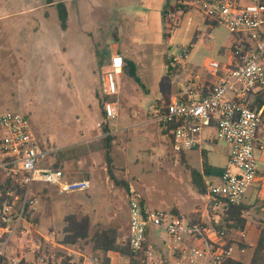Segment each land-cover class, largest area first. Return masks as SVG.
<instances>
[{"label": "rangeland", "instance_id": "rangeland-1", "mask_svg": "<svg viewBox=\"0 0 264 264\" xmlns=\"http://www.w3.org/2000/svg\"><path fill=\"white\" fill-rule=\"evenodd\" d=\"M97 1L117 4V8L68 9L64 30L57 7L49 6L47 0H0V114L18 112L30 120L40 145L51 152L42 166H53L62 158L59 169L67 181H91L88 191L68 193L35 183L36 210L26 213L21 224L26 233L15 235L2 252L7 236L1 237L0 232L3 264H71V258L75 264H103L92 252L91 239L107 228H117L126 239L132 188L152 208L178 211L186 217L203 212L206 201L192 184L189 162L173 150L171 135L164 134L152 119L158 102L163 105L181 87L174 59L180 64L187 61L182 56L184 47H191L195 61L190 63L201 68L207 58L225 62L226 51L233 49L237 37L222 25L209 28L196 10L192 19L190 14L182 15L171 31L163 14L187 0ZM115 41L137 60L145 88L121 71L119 117L107 123L102 115L101 82L109 67L103 59L107 46ZM209 159L219 167L226 162L224 155L210 154ZM192 165L200 167V159ZM109 167L117 180L129 183L130 191L115 184ZM259 195L255 189L245 198L250 209L244 213L248 220L244 246L236 242L234 258L246 264L264 229V199ZM5 201L0 194V218ZM82 201L89 203L87 209H71V204ZM16 202L14 213L20 206ZM71 213L90 218V236L64 246L65 218ZM231 239L239 241L236 232ZM192 246L188 241L175 243L165 229L152 227L145 248L153 257L142 252L137 259L140 264H186V249ZM130 262L115 255V264ZM194 264L212 261L208 256Z\"/></svg>", "mask_w": 264, "mask_h": 264}, {"label": "built area", "instance_id": "built-area-1", "mask_svg": "<svg viewBox=\"0 0 264 264\" xmlns=\"http://www.w3.org/2000/svg\"><path fill=\"white\" fill-rule=\"evenodd\" d=\"M188 10L199 11L207 20L225 26L237 37L231 50L232 61L223 66L218 61L208 60L206 70L218 77L212 94L203 99L176 98L167 105L155 108L152 122L171 135L173 150L181 153L201 146L202 130L214 121L217 128L215 139L231 147L230 159L219 182L208 185L205 210L196 223H191L184 215L150 207L132 188L128 241L134 253L145 252L151 259L153 253L145 248L150 230L152 227L165 229L175 243H193L186 249V264H194V261L208 256L212 264H223L234 258L236 242L246 237L245 230L237 231L239 241L232 240L234 242L229 244L225 217L233 206L245 200L252 187L259 182L256 141L261 134L264 136V106L255 110L252 104L258 95L264 94V0L180 2L164 13L171 31ZM190 49L183 48L185 59L190 56ZM124 68L123 57L113 56L101 82L107 123L119 117L118 74ZM260 149L264 151V143ZM50 154L40 145L27 117L18 112L0 114V183L12 182L7 184L0 218L1 237L7 236L2 252L15 235L26 233L21 230V224L26 213L36 210L37 200L32 194L35 183L56 186L61 193L88 191L91 188L89 179L70 182L61 169L42 166ZM260 181L263 187L264 179ZM17 186L22 190L21 194L16 192ZM10 199L13 201L10 202ZM16 201L20 206L14 213Z\"/></svg>", "mask_w": 264, "mask_h": 264}, {"label": "trees", "instance_id": "trees-1", "mask_svg": "<svg viewBox=\"0 0 264 264\" xmlns=\"http://www.w3.org/2000/svg\"><path fill=\"white\" fill-rule=\"evenodd\" d=\"M55 0H47L49 4L54 3ZM59 20L61 23L62 29L67 28V21H68V10L64 3H57L56 4ZM209 25H216L217 23L211 22L209 20ZM126 74H128L131 78L135 80V82L145 88V85L142 82L141 77L137 72V66L134 62L127 61V67L124 68ZM105 98L101 94V106H102V115L105 116L104 112V104ZM264 106V94H260L256 97L255 101L252 104V108L255 110H260ZM164 134H168L166 131H163ZM110 140V137H108ZM62 158H58L57 162L53 165L54 168H60V162ZM108 161L111 162V158L108 157ZM109 176L115 182L116 185H122L127 190L130 191V185L127 181H119L115 178L114 174L112 173V169L109 167ZM223 173V169L214 167L209 164L206 159V155L204 156L203 162V172L192 170V184L196 188V190L204 195L207 193L208 186L205 182V177H213L217 178L220 177ZM11 181H6L5 183H0V194L3 200H6V193H7V184L11 185ZM16 192L18 194L22 193V190L17 186ZM3 193V195H2ZM250 207L246 204V201H243L241 204L233 206L230 212L225 217L226 224L225 229L228 233V243L232 244L231 236L237 231H246V227L248 224V220L245 217L244 213L248 211ZM174 214V213H173ZM176 215H180L178 211L175 212ZM191 223L199 222L201 216L199 213L191 214L189 217ZM66 227H65V236L62 242L64 246H74L81 241L88 240L90 236V218L88 216L78 217L76 214H70L66 218ZM92 252L94 256L101 257L103 260V264H111L112 259L108 257L109 253H115L118 255H122L130 259L129 264H140L137 257L140 253L136 254L132 251L128 241V235L126 239L121 237L120 232L117 228H107L100 231H97L94 236L92 237ZM241 246H244L243 243H239ZM5 259L0 257V264H3ZM50 262V261H49ZM51 263V262H50ZM24 264V262H21ZM63 264H68L63 263ZM223 264H246L242 261L236 260L235 258H231L226 260ZM249 264H264V229H262L257 245L254 249L253 257Z\"/></svg>", "mask_w": 264, "mask_h": 264}, {"label": "crops", "instance_id": "crops-1", "mask_svg": "<svg viewBox=\"0 0 264 264\" xmlns=\"http://www.w3.org/2000/svg\"><path fill=\"white\" fill-rule=\"evenodd\" d=\"M60 2L65 4L67 10L68 9H116L117 8V4H113V3L109 4V3L101 2V1H97V0H71L70 1L71 5L69 4L70 2L56 1V0L54 1V3H51V4H49L48 2L47 3L49 4V6L52 7V6H56V4L60 3ZM193 12H194V10H188V11H185V13H183V15L184 14H190L189 18L192 19V17H193L192 13ZM201 16L203 17V20H204L205 24L207 25L208 21H207L206 17H204L202 14H201ZM163 17H164V14H163ZM68 18H69V11H68ZM181 19H182V17H181ZM216 25H218V24H216ZM216 25H209L208 24V27L214 28V26H216ZM107 47H108V49L104 53L103 62H104V64L106 63V66H108L109 68L111 65L112 57L115 55H121L123 57V59L125 61V68L127 67V61L134 62L137 66V60L132 55L131 51L123 50L118 42L115 41V42L109 44ZM226 56H227V59L225 62H219L218 61L223 66H227L232 61L231 50L226 51ZM208 60H210V58L205 59L201 68H198L196 66V64L190 63L191 61L192 62L195 61V59L191 55L187 58V61L185 63H182V64L179 63L178 59H174V62L177 64V71L180 74L179 77L181 79V83H180L181 87L178 90H176V92L172 95V97L169 98L167 100V102H164L163 105L169 104L172 100H174L176 98L186 100L189 98L203 99V98L210 96L213 92V89H214L217 81H218V77L215 75H212L211 73H209L206 70L205 64L207 63ZM212 60H214V59H212ZM123 71L126 73L125 69ZM220 75H222V72L220 73ZM163 105H162V102H158V104L155 106V108L161 107ZM216 134H217L216 123L213 121L211 126L205 127L201 132V140H202L201 146L196 147V148L191 149V150H188V151H183L181 153H178V154H182V157L189 162L190 173L192 170H197V171L203 172V162H204V156L205 155H206V159L210 165L217 167V168H221L224 170L225 166L227 165V163L230 159L231 147L225 142L224 143L226 145L224 147H220L218 144L219 141H217L215 139ZM261 136L262 135H260V137ZM259 138H258V141H259ZM260 140H261L260 146H258V148L256 146L258 165H259L258 174L260 173L261 164H264V161L263 162L261 161L264 159L263 158L264 157V151L260 149L261 144L264 143V136ZM256 145H257V143H256ZM210 154H213L215 156L224 155L226 157L225 164L221 167L217 166L216 164H213L209 159ZM199 159H200V167H198L196 165L195 166L192 165L193 162L197 163ZM219 179H220V177H217V178L205 177V182L208 186L211 183L219 182ZM263 179H264V176L259 178V182L257 184H255L251 189V190L258 189L259 194H260L259 196L262 199H264V186L262 187L263 183H261L260 180H263ZM195 190H196V188H195ZM196 192L199 193L197 190H196ZM200 195H202V194H200ZM202 196L205 200L206 194H204ZM244 201H246V200H244ZM88 206H89V203L87 201H82L81 203H78V205H76V206L74 204H71V209H76V208L87 209ZM204 210H205V206H204L202 213L201 212H197V213H199L200 216L202 217ZM263 210H264V208H263ZM71 214H75V213H71ZM247 226H248V224H247ZM71 251L79 254L80 256H84L82 253H78V252H75L73 250H71ZM115 255H118V254H115V253H109L108 254V257H110L112 259L111 264H115ZM74 262H75L74 259L71 258V264H75ZM85 262L86 261H84V264H85Z\"/></svg>", "mask_w": 264, "mask_h": 264}]
</instances>
